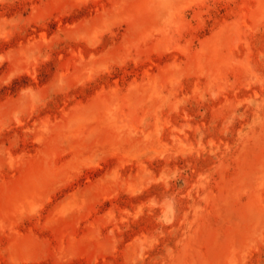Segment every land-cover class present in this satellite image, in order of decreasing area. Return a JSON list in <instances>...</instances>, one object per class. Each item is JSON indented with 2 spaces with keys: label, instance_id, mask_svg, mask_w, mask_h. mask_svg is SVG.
<instances>
[{
  "label": "rangeland",
  "instance_id": "374dc122",
  "mask_svg": "<svg viewBox=\"0 0 264 264\" xmlns=\"http://www.w3.org/2000/svg\"><path fill=\"white\" fill-rule=\"evenodd\" d=\"M0 264H264V0H0Z\"/></svg>",
  "mask_w": 264,
  "mask_h": 264
}]
</instances>
